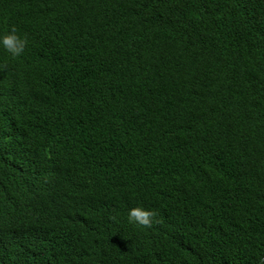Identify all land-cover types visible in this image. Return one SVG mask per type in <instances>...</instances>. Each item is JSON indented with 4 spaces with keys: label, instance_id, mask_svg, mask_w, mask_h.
<instances>
[{
    "label": "trees",
    "instance_id": "obj_1",
    "mask_svg": "<svg viewBox=\"0 0 264 264\" xmlns=\"http://www.w3.org/2000/svg\"><path fill=\"white\" fill-rule=\"evenodd\" d=\"M12 28L0 264H264V0H0Z\"/></svg>",
    "mask_w": 264,
    "mask_h": 264
},
{
    "label": "clouds",
    "instance_id": "obj_2",
    "mask_svg": "<svg viewBox=\"0 0 264 264\" xmlns=\"http://www.w3.org/2000/svg\"><path fill=\"white\" fill-rule=\"evenodd\" d=\"M27 39L17 34L15 28L8 33L0 35V48H3L12 58L20 57L26 48ZM156 213L142 206L129 209L127 220L130 224L142 228H150L155 222Z\"/></svg>",
    "mask_w": 264,
    "mask_h": 264
}]
</instances>
